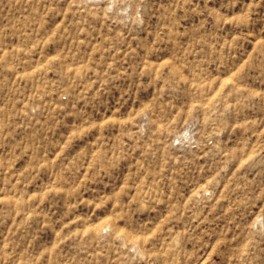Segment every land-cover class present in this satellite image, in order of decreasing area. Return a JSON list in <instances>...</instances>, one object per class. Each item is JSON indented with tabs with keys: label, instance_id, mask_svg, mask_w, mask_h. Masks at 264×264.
Returning <instances> with one entry per match:
<instances>
[{
	"label": "rangeland",
	"instance_id": "rangeland-1",
	"mask_svg": "<svg viewBox=\"0 0 264 264\" xmlns=\"http://www.w3.org/2000/svg\"><path fill=\"white\" fill-rule=\"evenodd\" d=\"M0 264H264V0H0Z\"/></svg>",
	"mask_w": 264,
	"mask_h": 264
}]
</instances>
